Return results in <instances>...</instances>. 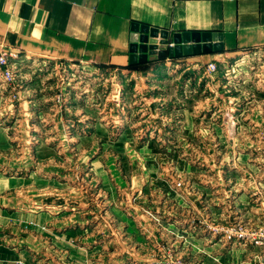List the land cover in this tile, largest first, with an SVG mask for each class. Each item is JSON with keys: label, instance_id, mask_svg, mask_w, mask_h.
I'll use <instances>...</instances> for the list:
<instances>
[{"label": "rangeland", "instance_id": "obj_1", "mask_svg": "<svg viewBox=\"0 0 264 264\" xmlns=\"http://www.w3.org/2000/svg\"><path fill=\"white\" fill-rule=\"evenodd\" d=\"M226 63L217 67L222 79L213 78L218 86L204 78L195 88L158 83L160 75L145 80L144 87L126 72L67 63L54 67L31 62L22 68L24 73H16L15 83L1 79L13 105H19L25 84L32 87L35 99L26 109L17 108L12 119L8 111L0 118L4 132L0 146L6 158H15L6 161L15 165L6 172L27 175L0 192V203L36 202L44 211H61L50 220L8 211L0 214V241L28 248L20 255L11 249L9 255L0 245L4 250L0 264H235L236 256L228 248L210 247L212 239L222 236L209 226L226 223L205 211L217 200L213 189L196 182L200 191L189 194L193 201L177 189L190 188L182 180L185 175L205 181L219 173L222 164L240 160L241 150L235 145L240 135L235 133L244 121L231 113L237 109L226 114L228 102L223 100H236L242 93L253 96V84L241 81L244 77L254 83L264 76V51L239 54ZM193 91L195 98H191ZM45 94H53V104L62 108V116L49 117L36 110L46 109ZM209 100L212 103L206 104ZM207 106L218 117H206ZM189 113L200 119H189ZM260 126L255 150L263 163L264 124ZM4 159L0 157V162ZM173 171L179 173L175 182ZM164 206L180 212L184 225L169 227L173 220L157 212ZM49 221L56 226L68 224L70 230H52ZM255 256L250 264H258Z\"/></svg>", "mask_w": 264, "mask_h": 264}, {"label": "crops", "instance_id": "obj_2", "mask_svg": "<svg viewBox=\"0 0 264 264\" xmlns=\"http://www.w3.org/2000/svg\"><path fill=\"white\" fill-rule=\"evenodd\" d=\"M134 22L149 28L151 43L157 47L156 53L149 55L147 62L131 66L129 46ZM176 32L211 33L215 40L217 35L221 34L222 49L201 50L190 55L171 57L169 48L173 44ZM2 49L18 54L14 60L17 75L24 73L22 68H26L31 62L45 63L44 65L52 63L54 67H57L58 63H67L80 68L91 66L93 69L126 72L130 76L133 75L138 84L141 83L144 87L145 80L156 79L151 78L152 75H162V79H158L160 77L158 76V83H171L175 86L181 83L184 84L183 88H195L200 87L198 86L200 79L202 81L205 78V81L209 82L213 78L216 80L221 78L220 69L209 73L207 68L209 62L214 61L217 66L223 63L226 66L230 58L233 59L239 54L255 55L264 51V0H0V50ZM1 81L0 118L8 111L7 116L12 119L18 111L17 108L26 109L28 105L31 106L29 103L35 96L32 87L25 84L24 89L20 91L19 105L15 106L9 98V92H6V87L4 88L5 84ZM215 82L213 80V85L218 86ZM241 83L249 86L253 84L252 97L242 93L235 96L236 100L235 98L223 100L228 102L226 114H229L231 109H237L231 113L237 114L244 121L240 125V132L235 133L236 136L240 135L235 142L241 150L239 162L222 164L219 173L210 175L212 177L204 179L205 181L194 180L185 175L182 180L187 182L190 188L188 191L182 187L177 189H182L193 201L189 194L195 196L196 190L200 189L196 182L202 188L210 187L217 196V200L212 202V207L205 209L211 217L216 213L222 222L243 219L247 224H256L264 215V162L262 163L256 156L255 150L259 137L256 130L264 124V76L254 83L243 77ZM194 94L193 91L191 98H195ZM44 97L46 109L36 110L45 111L49 117L62 116V108L53 104V94ZM188 97L183 100L190 98ZM219 97L224 96L219 94ZM212 101L205 103L211 104ZM205 109H208L203 111L206 117L210 119L218 117L211 107L207 106ZM34 110L32 108L31 112H35ZM189 116V119H200L193 113H189ZM250 125L253 126V130ZM221 129L223 131L222 127ZM33 132L36 133L35 130ZM3 133L0 129V135ZM2 147L0 146V157L6 160L0 162V192L10 189L27 177L24 172L20 173L17 170L12 173L6 172L9 166L15 168V165L6 161L15 158L11 155L6 158ZM208 165H211L212 169H217L210 162ZM33 170L29 171L32 173ZM175 171L171 175L174 182L179 174ZM31 173L28 177H32ZM177 199L179 204H184L181 198ZM165 201L168 202L167 199ZM161 203H158L159 208ZM40 205L42 204L36 202L27 205L0 203V214L11 212L12 215L50 220L61 211L59 208H55L57 210L48 208L49 211H44L43 208H39ZM164 208L162 211L158 209L157 212L173 220L169 222V227L179 229L180 224H183L181 213L175 212L173 206L169 209ZM188 224L190 222H185V225ZM48 225L52 230L62 229L63 232L65 229L70 230L71 227L68 224L56 226L52 221H49ZM10 235L15 237L17 234L12 231ZM52 239L55 240L54 237ZM211 241L213 242L210 247L215 250L223 246L228 248L229 252L236 256L235 264H250L252 258L255 259L259 252L257 248L244 247L233 241L224 243L218 235L217 239ZM0 245L9 255L12 253L11 249H16L17 255L28 249L10 241H0ZM0 252H4L1 247ZM246 255L245 261L243 258Z\"/></svg>", "mask_w": 264, "mask_h": 264}, {"label": "water", "instance_id": "obj_3", "mask_svg": "<svg viewBox=\"0 0 264 264\" xmlns=\"http://www.w3.org/2000/svg\"><path fill=\"white\" fill-rule=\"evenodd\" d=\"M221 39V34H218L215 40L211 33L176 32L173 37V44L169 48V55L179 57L201 50H219L222 49ZM212 40L216 42H210ZM156 47L151 43L149 28L134 22L130 34V64L147 62L149 55L156 53Z\"/></svg>", "mask_w": 264, "mask_h": 264}, {"label": "built area", "instance_id": "obj_4", "mask_svg": "<svg viewBox=\"0 0 264 264\" xmlns=\"http://www.w3.org/2000/svg\"><path fill=\"white\" fill-rule=\"evenodd\" d=\"M18 54L11 50H0V78L7 83L17 81L14 60ZM217 63H208V70L217 69ZM60 96H58V99ZM262 155V154H261ZM215 232L221 233L225 240L242 244L244 247H254L259 250L258 264H264V215L260 222L247 224L243 219H237L225 223L222 226H209Z\"/></svg>", "mask_w": 264, "mask_h": 264}, {"label": "trees", "instance_id": "obj_5", "mask_svg": "<svg viewBox=\"0 0 264 264\" xmlns=\"http://www.w3.org/2000/svg\"><path fill=\"white\" fill-rule=\"evenodd\" d=\"M131 66H133L134 64H130Z\"/></svg>", "mask_w": 264, "mask_h": 264}]
</instances>
